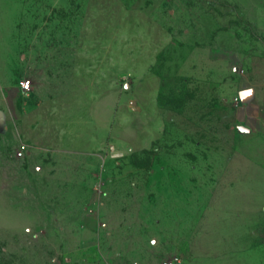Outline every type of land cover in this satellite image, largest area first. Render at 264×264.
Listing matches in <instances>:
<instances>
[{
    "label": "rangeland",
    "instance_id": "obj_1",
    "mask_svg": "<svg viewBox=\"0 0 264 264\" xmlns=\"http://www.w3.org/2000/svg\"><path fill=\"white\" fill-rule=\"evenodd\" d=\"M260 1L0 0V98L3 89L45 100L29 112L16 103L30 135L49 104H60L62 122L72 101L85 146L97 134L116 137L102 151L60 161L59 189L69 194L53 205L85 225H58L51 251L4 240L22 226L24 201L8 198L0 168V264H165L175 256L180 264H264ZM83 22L96 26L87 31ZM39 47L54 52L53 89L35 66L48 58L31 51ZM68 51L87 52L89 82L70 70L69 87L62 84ZM113 51L121 63L114 55L108 67ZM97 62L104 71L93 70ZM26 80L29 95L20 92ZM50 89L55 101L47 103ZM8 151L19 164L18 149Z\"/></svg>",
    "mask_w": 264,
    "mask_h": 264
},
{
    "label": "crops",
    "instance_id": "obj_2",
    "mask_svg": "<svg viewBox=\"0 0 264 264\" xmlns=\"http://www.w3.org/2000/svg\"><path fill=\"white\" fill-rule=\"evenodd\" d=\"M112 6H114V4ZM259 6L261 7H259L260 12L264 15V0L260 1ZM262 22V26L264 27V21ZM90 26L93 28V26L95 27L96 25H89V23L85 24V22L82 23V28L84 30H92ZM262 32L264 33V28L262 29ZM31 51L48 56L47 60L43 59V61H38L35 63V66L40 67V71L43 74L40 73L39 75L41 78H44L46 87L53 89L58 86L56 85L58 78H54L51 72L53 67H55V64H53L54 62L51 61L53 60L51 56L54 55L53 50L46 47H39L32 49ZM91 51H94L96 56L104 55L103 50L92 48ZM84 55H87V52H85V54H83V52H67L65 61L66 64L64 68V83H62L65 87H69L68 83L70 80V70L72 71V78L74 74H79L87 78L86 81L89 82L90 78L88 72L90 68L89 63L86 60L87 57ZM108 55L110 56L106 60L108 62V67L111 61L112 63L113 61L115 62L114 55L118 57L121 63L120 52L117 53L116 51H113L112 53H108ZM112 55L113 57H111ZM100 64L101 63L98 64V62L96 63V66L93 68L95 72H98V70L104 71L105 67L103 64ZM95 76L97 75H94L93 77ZM75 77L78 78V75ZM89 84L93 85L94 83L91 82ZM52 89L48 92L49 100L47 103L55 101L50 97L51 93L53 94V92H56V90ZM20 92L23 95L30 94L24 93L21 89ZM250 96L251 95L245 97L246 100H249V98H251ZM19 97H17V94H5L2 89V95L0 98V168L8 170L5 173L4 182L2 183L3 187L7 190V196H9L8 198L16 200V198L21 197L24 201V203L21 204L23 206L21 208L17 206L14 200H11V203L16 204L17 206V211H19V214L17 215L20 217L23 215L24 222L22 223V226L12 233L10 236L11 239L2 238L7 242L15 239L14 242H16L17 248L21 251L25 247H28L31 242L34 246L41 247L44 246L45 243L51 251V247L52 249H55L56 245V243L51 240V236H55L58 225H62L60 227H68L71 230L83 228L85 225L84 221L80 217H75L74 212L72 213L71 209H68L67 207H60L58 209L55 205H53V200H56L58 194L60 195L59 198L67 197V194H69V192L59 189L63 182V174H61L62 171H59V168L62 166L60 161L62 159H66L74 152L102 151L105 149L107 141H113L116 137L111 131L107 137L99 140V136L97 134L94 135L95 137L94 139L92 137V139L98 140L99 142L97 141L94 145L89 143L88 146H85L83 144V133H81L79 129L74 128L72 124L74 118V115L71 113L72 101L68 102V104L64 106L66 112L62 122L58 121L60 120V115H57V113L61 110L60 104L57 102L49 104L51 109L48 107V119H46L43 114L40 115L38 117L39 122L38 124L35 123L36 126L34 125L32 128L33 134L30 135V132L27 131L24 126L23 117L21 118L22 121L19 120V108L16 103L20 102L22 109H24L25 112H29L32 109V105L34 110H39L40 107L43 106L45 100L42 97L39 98L38 94H34L32 97L28 96L27 98H25V96ZM261 101L263 103H259L264 104V94ZM244 107L246 116L254 117V115L250 112V102H246ZM260 112L263 113L264 110ZM114 141L116 142V140ZM8 149H18V152H24V158L19 159V164L12 165L14 162H10L11 156ZM28 237H32V240ZM14 242L12 246L15 245ZM19 249H17V251H19ZM49 259L50 256L47 258L48 262ZM44 261H46L45 256H42L41 262ZM55 261L56 259L53 258L52 263H55Z\"/></svg>",
    "mask_w": 264,
    "mask_h": 264
},
{
    "label": "built area",
    "instance_id": "obj_3",
    "mask_svg": "<svg viewBox=\"0 0 264 264\" xmlns=\"http://www.w3.org/2000/svg\"><path fill=\"white\" fill-rule=\"evenodd\" d=\"M25 85H27V87H25ZM20 89L24 93H30L31 89H32L31 81L30 80L22 81L20 83ZM17 157L23 158L24 157V152L23 151L18 152L17 153ZM180 263H181V259L178 256H175V257H173L170 260L165 262V264H180Z\"/></svg>",
    "mask_w": 264,
    "mask_h": 264
},
{
    "label": "water",
    "instance_id": "obj_4",
    "mask_svg": "<svg viewBox=\"0 0 264 264\" xmlns=\"http://www.w3.org/2000/svg\"><path fill=\"white\" fill-rule=\"evenodd\" d=\"M239 131L243 134L250 133V130L244 126H239Z\"/></svg>",
    "mask_w": 264,
    "mask_h": 264
},
{
    "label": "snow or ice",
    "instance_id": "obj_5",
    "mask_svg": "<svg viewBox=\"0 0 264 264\" xmlns=\"http://www.w3.org/2000/svg\"><path fill=\"white\" fill-rule=\"evenodd\" d=\"M25 87H27V85H25ZM245 95H251V92L249 91V92L245 93Z\"/></svg>",
    "mask_w": 264,
    "mask_h": 264
}]
</instances>
